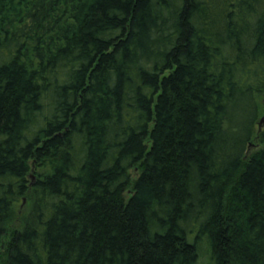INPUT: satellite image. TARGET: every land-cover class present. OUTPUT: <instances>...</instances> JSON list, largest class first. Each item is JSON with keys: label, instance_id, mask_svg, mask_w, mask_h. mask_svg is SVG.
Returning <instances> with one entry per match:
<instances>
[{"label": "trees", "instance_id": "obj_1", "mask_svg": "<svg viewBox=\"0 0 264 264\" xmlns=\"http://www.w3.org/2000/svg\"><path fill=\"white\" fill-rule=\"evenodd\" d=\"M263 116L264 0H0V264H264Z\"/></svg>", "mask_w": 264, "mask_h": 264}, {"label": "rangeland", "instance_id": "obj_2", "mask_svg": "<svg viewBox=\"0 0 264 264\" xmlns=\"http://www.w3.org/2000/svg\"><path fill=\"white\" fill-rule=\"evenodd\" d=\"M40 170H38L37 172H39ZM33 175L31 176V178H29L30 180L34 181L36 180V178L34 177V173H32ZM33 178V179H32ZM31 203L29 199H25V201L23 202H18L15 204L14 207V216L13 218L10 219V221H8V227H10V229L13 228H18V227H22L23 225V221H24V217L27 214L28 210L30 209Z\"/></svg>", "mask_w": 264, "mask_h": 264}, {"label": "water", "instance_id": "obj_3", "mask_svg": "<svg viewBox=\"0 0 264 264\" xmlns=\"http://www.w3.org/2000/svg\"><path fill=\"white\" fill-rule=\"evenodd\" d=\"M262 123H264V116H263V117L261 118V120H260V125H261ZM23 201H25V199H24Z\"/></svg>", "mask_w": 264, "mask_h": 264}]
</instances>
